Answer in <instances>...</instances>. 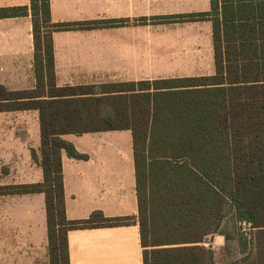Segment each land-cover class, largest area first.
Returning <instances> with one entry per match:
<instances>
[{
  "label": "trees",
  "instance_id": "1",
  "mask_svg": "<svg viewBox=\"0 0 264 264\" xmlns=\"http://www.w3.org/2000/svg\"><path fill=\"white\" fill-rule=\"evenodd\" d=\"M233 1L211 0L209 11L160 17L213 21L214 75L144 80L138 91L134 82L99 86V91L94 86H56L54 31L123 20L54 21L50 0L0 7V17L32 16L37 84L22 89L0 85V111L39 110L41 148L33 154L44 174L40 182L0 186V193L45 194L47 264H70L71 229L134 220L140 226L144 264H218L214 249L204 242L209 234L223 231L229 216L259 230L251 264H264V56L255 42L238 40L245 29L254 31L255 16L238 11L237 17ZM106 103L114 118L102 115ZM115 128L133 130L136 218L107 217L98 210L88 218L69 219L62 150L78 158L87 155L61 135ZM226 239L230 254L234 235L227 233ZM224 264H238V258Z\"/></svg>",
  "mask_w": 264,
  "mask_h": 264
},
{
  "label": "crops",
  "instance_id": "2",
  "mask_svg": "<svg viewBox=\"0 0 264 264\" xmlns=\"http://www.w3.org/2000/svg\"><path fill=\"white\" fill-rule=\"evenodd\" d=\"M30 4L31 0H0V7ZM232 4L237 17L238 11L243 16L250 12L255 16L251 19L254 31L245 29L238 40L258 44L257 51L263 57L264 0H234ZM50 6L54 21L123 20L107 26L54 31L56 86H94L99 91V86L134 82L138 91L144 80L216 73L211 19H160L209 11L211 0H50ZM36 84L31 14L0 17V85L34 88ZM61 137L87 155L78 158L62 150L67 217L84 219L99 210L107 217L136 218L133 130H88ZM40 148L38 109L0 111V186L42 181L43 169L33 154V150L40 153ZM258 231L238 219V235L224 229L206 236L204 244L212 246L218 264L237 258L238 264H251L257 257ZM227 233L234 235L230 254L226 253L230 249L226 247ZM68 238L70 264H144L137 220L74 228ZM48 262L45 194L0 193V264Z\"/></svg>",
  "mask_w": 264,
  "mask_h": 264
},
{
  "label": "rangeland",
  "instance_id": "3",
  "mask_svg": "<svg viewBox=\"0 0 264 264\" xmlns=\"http://www.w3.org/2000/svg\"><path fill=\"white\" fill-rule=\"evenodd\" d=\"M9 88H26L28 86H8ZM130 88L132 86H121L119 88ZM133 103V101H132ZM102 109H103V116L105 115L106 117H111V118H114V116L116 115L115 112H114V109L112 108L111 104H103L102 105ZM226 229V230H229V231H236V229H238V221L229 216L225 219V222H224V227H223V230ZM238 256V255H237ZM252 261H254V259H252Z\"/></svg>",
  "mask_w": 264,
  "mask_h": 264
}]
</instances>
